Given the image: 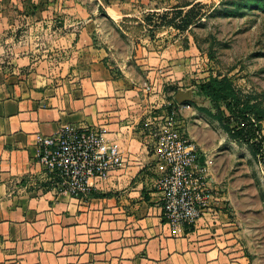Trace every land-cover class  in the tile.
Wrapping results in <instances>:
<instances>
[{"label": "crops", "instance_id": "1", "mask_svg": "<svg viewBox=\"0 0 264 264\" xmlns=\"http://www.w3.org/2000/svg\"><path fill=\"white\" fill-rule=\"evenodd\" d=\"M43 1L52 0H0V16ZM55 1L45 13L73 20L62 43H75L80 55L90 53L88 72L68 89L0 82V264H250L231 185L216 160L210 171L221 194L216 212L194 227L167 222L144 128L163 113L162 105L152 106L154 97L124 71L125 78L115 79L105 67L82 24L90 15L83 2ZM74 26L80 30L72 40ZM67 125L103 129L125 157L122 168L82 199L60 191L58 179L38 162L40 139Z\"/></svg>", "mask_w": 264, "mask_h": 264}, {"label": "rangeland", "instance_id": "2", "mask_svg": "<svg viewBox=\"0 0 264 264\" xmlns=\"http://www.w3.org/2000/svg\"><path fill=\"white\" fill-rule=\"evenodd\" d=\"M80 2L90 14L82 24L112 76L125 78L124 71L154 97L152 106L179 110L181 130L211 156L212 164L217 161L224 183L231 185L234 217L241 221L250 264H264V164L199 110L211 106L196 94L211 76L228 77L246 94L264 92V11L244 8L232 14L227 10L233 6H223L221 0ZM54 3L37 2L22 10L16 6L0 16V82H23L38 91L68 89L87 74L85 55L90 53L80 55L75 43H62L73 20L45 13L44 7ZM72 29L74 40L80 29ZM24 57L31 62H22ZM178 92L191 93L192 101L179 105ZM152 111L155 116L159 110Z\"/></svg>", "mask_w": 264, "mask_h": 264}, {"label": "built area", "instance_id": "3", "mask_svg": "<svg viewBox=\"0 0 264 264\" xmlns=\"http://www.w3.org/2000/svg\"><path fill=\"white\" fill-rule=\"evenodd\" d=\"M144 128L154 150L167 222L173 227H194L206 214L215 213L221 201L210 175L212 159L181 130L179 110L164 108L161 115L147 120ZM40 142V166L58 179L60 191L76 199L90 195L125 163L123 151L106 140L99 127L67 125Z\"/></svg>", "mask_w": 264, "mask_h": 264}, {"label": "trees", "instance_id": "4", "mask_svg": "<svg viewBox=\"0 0 264 264\" xmlns=\"http://www.w3.org/2000/svg\"><path fill=\"white\" fill-rule=\"evenodd\" d=\"M220 4L233 6V10H227L232 14H241L244 8L264 11V0H221ZM189 6L191 4L184 7ZM196 6L191 7L184 18L191 15ZM196 94L211 106L199 110L217 121L231 140L246 146L252 157L264 164V92L246 94L228 77L211 76L200 83Z\"/></svg>", "mask_w": 264, "mask_h": 264}, {"label": "water", "instance_id": "5", "mask_svg": "<svg viewBox=\"0 0 264 264\" xmlns=\"http://www.w3.org/2000/svg\"><path fill=\"white\" fill-rule=\"evenodd\" d=\"M191 97H192L191 93L178 92L177 95L175 96V99L179 105L183 106V104L187 103L188 101H192Z\"/></svg>", "mask_w": 264, "mask_h": 264}]
</instances>
